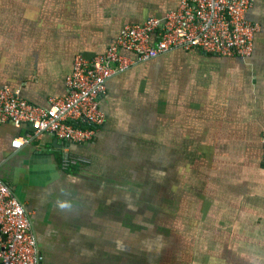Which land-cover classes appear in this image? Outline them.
I'll use <instances>...</instances> for the list:
<instances>
[{"label": "crops", "instance_id": "obj_1", "mask_svg": "<svg viewBox=\"0 0 264 264\" xmlns=\"http://www.w3.org/2000/svg\"><path fill=\"white\" fill-rule=\"evenodd\" d=\"M180 2L0 0V87L49 107L78 55ZM247 17L250 56L174 49L113 75L93 141L15 149L30 126L0 123V179L32 213L39 264H264V0ZM66 149L90 165L64 171Z\"/></svg>", "mask_w": 264, "mask_h": 264}, {"label": "built area", "instance_id": "obj_2", "mask_svg": "<svg viewBox=\"0 0 264 264\" xmlns=\"http://www.w3.org/2000/svg\"><path fill=\"white\" fill-rule=\"evenodd\" d=\"M253 1L181 0L177 10L162 19L125 27L105 54L76 57L67 79L68 94L52 99L49 107L29 102L9 86L0 87V123L30 126V131L15 139L12 147L20 149L45 134L63 143L93 141L106 119L100 99L107 96L108 80L137 62L174 49L250 56L255 36L261 30L258 23L247 17ZM261 145L264 165V133ZM90 163L89 158L71 155L66 149L61 168L69 171ZM40 260L32 213L0 180V264H39Z\"/></svg>", "mask_w": 264, "mask_h": 264}, {"label": "water", "instance_id": "obj_3", "mask_svg": "<svg viewBox=\"0 0 264 264\" xmlns=\"http://www.w3.org/2000/svg\"><path fill=\"white\" fill-rule=\"evenodd\" d=\"M124 52V51H123ZM125 53V52H124ZM132 54V53H131ZM55 145H58V142L56 141L55 142ZM1 180V179H0ZM2 181V180H1ZM3 183H5L4 181H2ZM6 184V183H5ZM9 188H10V190L12 191V188L8 185V184H6ZM12 193L14 194V192L12 191Z\"/></svg>", "mask_w": 264, "mask_h": 264}]
</instances>
